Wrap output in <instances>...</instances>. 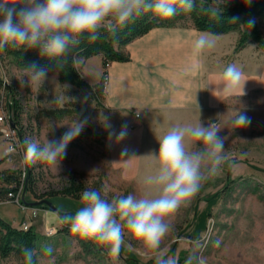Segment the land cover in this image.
Returning <instances> with one entry per match:
<instances>
[{"label": "rangeland", "instance_id": "374dc122", "mask_svg": "<svg viewBox=\"0 0 264 264\" xmlns=\"http://www.w3.org/2000/svg\"><path fill=\"white\" fill-rule=\"evenodd\" d=\"M89 65L95 66L94 61ZM256 71L252 67L250 78L243 76L242 96L237 89V95L225 99L210 117L204 115L205 126L216 121L222 128L220 135L228 137L225 150L234 166L225 165L219 176L205 181L191 202L172 217V228L162 247L174 253L179 264H185L193 252L203 255L207 264H264V79H259ZM91 74L93 69L88 73L93 80ZM28 77L25 69L10 58L0 59V115L12 118L19 134L18 151L8 161L0 131V149L5 146L0 154V160H4L0 169H18L24 177L30 166L37 175L38 193L59 189L75 179L89 189L101 191L108 199L137 194L147 160L137 154L131 155L136 156L133 160H126L129 156L122 155V149L116 153L106 145L112 114L103 102L91 98L85 89L61 83L55 71L48 73L43 85H27ZM21 80L25 81L23 85ZM63 108L81 109L88 116L55 112ZM237 109L250 120L242 128L231 122L233 110ZM85 119L80 135L68 144L66 155L59 161L32 163L25 159L26 139L41 145L46 140L58 141L73 120ZM137 128L127 127V131L134 132ZM124 138L128 144L136 141L132 136ZM26 198L35 201L30 193ZM50 201L60 212L74 214L80 200L56 196ZM31 208L39 210L36 216L25 218L30 226L34 219H40V209L45 207ZM22 213V208L13 202L0 205V215L4 218L20 219ZM24 222L20 221V227ZM41 237L39 250L44 244L54 250L52 257L44 258L42 264H155L154 259L140 254L139 245L127 234L125 239L133 245V250L122 248L118 257H109L93 243L91 252H86L75 236L59 231L51 236L41 234ZM14 260L10 259L11 264Z\"/></svg>", "mask_w": 264, "mask_h": 264}, {"label": "clouds", "instance_id": "9594fccd", "mask_svg": "<svg viewBox=\"0 0 264 264\" xmlns=\"http://www.w3.org/2000/svg\"><path fill=\"white\" fill-rule=\"evenodd\" d=\"M196 4L197 0H0V52L6 48L37 50L41 57L54 62L55 71L62 70L72 49L84 39L95 41L102 30L115 36L117 30L141 15L151 13L170 19L178 10L192 11ZM208 11L213 18H219L218 9ZM216 45L215 34L201 33L193 42L191 55L198 57ZM78 62L73 56L72 63ZM25 72L29 74L27 85H43L49 69L31 64ZM243 76L237 64H228L222 70L215 96L229 99L237 95V89L242 96ZM233 111L234 126L242 128L250 123L242 111ZM86 122V119L73 120L58 141L46 140L41 145L26 139L25 159L32 163L59 161ZM221 130L216 121L205 126L198 120L176 123L162 133H154L159 147L143 156L147 167L139 179L137 194L108 199L101 191L86 189L81 193L78 209L74 214L62 216L61 223L69 226L73 236L93 241L109 257H118L122 248L133 250V245L125 239L127 234L137 242L144 258L154 259L155 264H179L177 256L162 247L171 231L172 217L191 202L205 181L219 176L225 165L234 166L225 150L228 137L220 135ZM125 135L122 129L117 139L122 140ZM8 151L14 152L15 148ZM122 155H127V150ZM21 251L22 264H42L44 258L52 257L54 250L44 244L39 252L26 247ZM185 264H207V261L193 252Z\"/></svg>", "mask_w": 264, "mask_h": 264}, {"label": "crops", "instance_id": "0c3cea01", "mask_svg": "<svg viewBox=\"0 0 264 264\" xmlns=\"http://www.w3.org/2000/svg\"><path fill=\"white\" fill-rule=\"evenodd\" d=\"M261 28L264 33V18ZM201 33L210 32L199 31L189 25L154 28L127 45L130 61L109 65V83L103 104L111 111L112 118L106 145L116 153L119 149L127 150L129 157L126 160H133L130 158L133 154L146 155L158 150L154 133H162L176 123H195L198 120L203 123L204 115L210 117L225 101L223 97L215 96V89L223 68L228 64H237L246 78H250L253 67L257 69L259 79H264V46L260 43L250 39L245 48L236 51L240 34L232 31L216 35L215 48L192 57L193 42ZM93 61L95 66L89 67ZM92 69L93 80H90L88 73ZM103 70L101 56L91 57L82 68L87 81L93 86L100 82ZM136 112L140 113L138 119L135 118ZM132 122L138 128L128 132L127 127ZM122 129L126 131L125 136H132L136 141L128 144L123 138L120 142L117 135ZM3 148L5 146L0 149V154ZM4 203L11 202L0 201V205ZM32 211L31 207L23 210L20 219L1 217L19 228L20 221L31 217ZM60 224L59 215L46 208L40 209V219L32 222L40 235L45 233L46 228L59 227ZM10 259L0 257V264H11ZM14 264L20 263L15 259Z\"/></svg>", "mask_w": 264, "mask_h": 264}, {"label": "trees", "instance_id": "16d2710c", "mask_svg": "<svg viewBox=\"0 0 264 264\" xmlns=\"http://www.w3.org/2000/svg\"><path fill=\"white\" fill-rule=\"evenodd\" d=\"M209 9H218L219 18H213ZM264 18V0H197L196 7L190 12L178 10L177 14L170 19H161L151 13L141 15L134 22L129 23L122 29L117 30L115 36L101 31L100 36L95 41L87 39L74 49L72 55L68 57V63L62 70H54V62L43 58L37 50L6 48L0 52V59L10 58L16 65L27 68L31 64L47 67L50 71L58 73L61 83H70L80 89H85L91 98L101 102L105 99L103 81L108 74V67L113 62H128L131 60L130 54L126 50L129 43L147 34L150 30L160 27H174L178 25H189L199 31L210 32L215 35H222L232 31L240 34L236 45V51L246 47L250 39H254L264 46V33L261 28V20ZM251 22V23H250ZM78 58V63H72V57ZM94 56L102 57L103 74L97 85H91L82 68L85 62ZM78 110V111H77ZM55 112L60 114L77 113L81 116L88 115L81 109L71 111L68 108L58 109ZM4 162L0 160V165ZM22 191L20 193V188ZM89 189L82 182L70 179L59 189H50L42 193L37 192V175L29 166L25 171V176L18 169H0V201L12 202L15 196L21 194V204L33 207L31 203L43 200H50L52 197L64 196L80 200L81 193ZM30 193L35 201H28L26 195ZM13 195V197L10 196ZM45 208L56 213L60 212L53 205L42 204ZM73 213H60L59 217L71 215ZM59 232L72 235L67 224L61 223ZM82 244L86 252H91L93 241L82 240L76 237ZM41 235L36 232L33 226L24 230L22 227H13L0 215V257L15 258L22 264V248H33L39 252V242ZM98 246L97 244H95ZM102 249V248H101Z\"/></svg>", "mask_w": 264, "mask_h": 264}, {"label": "built area", "instance_id": "2783aa9c", "mask_svg": "<svg viewBox=\"0 0 264 264\" xmlns=\"http://www.w3.org/2000/svg\"><path fill=\"white\" fill-rule=\"evenodd\" d=\"M108 83H109V76L107 74L104 78V81H103L104 90L107 89ZM135 118L136 119L140 118L139 112L135 113ZM12 122H13L12 118H9L6 115H0V127H1L0 131L2 133V137H3L4 142L6 143V157H8V159H7L8 161L11 160V156L16 154V152L18 151V142H19V134H18L17 127L12 128L11 127ZM136 126H137V124L135 122H132L128 125V128L134 129V128H136ZM9 148H15V151L9 152L8 151ZM24 176H25V173H24ZM21 191H22V187L20 188V193H21ZM20 193L15 196V199L12 202L17 204L19 207H21L22 210H25L29 207L21 204V194ZM10 196L13 197L12 194H10ZM32 209H33V211H32L31 217H34L38 214V210L35 208H32ZM30 225H31L30 221H25L21 227L24 230H27V229H29ZM58 229H59L58 227H54V226L48 227L46 229L45 234L47 236L54 235L58 232Z\"/></svg>", "mask_w": 264, "mask_h": 264}, {"label": "water", "instance_id": "95a60500", "mask_svg": "<svg viewBox=\"0 0 264 264\" xmlns=\"http://www.w3.org/2000/svg\"><path fill=\"white\" fill-rule=\"evenodd\" d=\"M11 127L12 128H16V124L14 122L11 123ZM42 204H46L48 206H52V202L50 200H43V201H37V202H33L31 203L32 206L36 207L38 205H42ZM62 212H58L57 214L59 215Z\"/></svg>", "mask_w": 264, "mask_h": 264}]
</instances>
